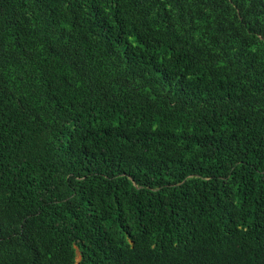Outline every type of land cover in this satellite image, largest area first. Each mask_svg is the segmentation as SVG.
Masks as SVG:
<instances>
[{
	"label": "trees",
	"instance_id": "trees-1",
	"mask_svg": "<svg viewBox=\"0 0 264 264\" xmlns=\"http://www.w3.org/2000/svg\"><path fill=\"white\" fill-rule=\"evenodd\" d=\"M0 264H264V0H0Z\"/></svg>",
	"mask_w": 264,
	"mask_h": 264
}]
</instances>
